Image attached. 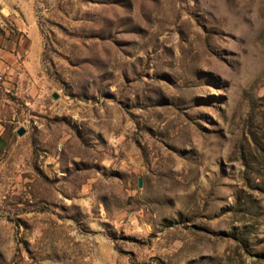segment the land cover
<instances>
[{"label": "rangeland", "instance_id": "374dc122", "mask_svg": "<svg viewBox=\"0 0 264 264\" xmlns=\"http://www.w3.org/2000/svg\"><path fill=\"white\" fill-rule=\"evenodd\" d=\"M9 1L0 264H264V0Z\"/></svg>", "mask_w": 264, "mask_h": 264}, {"label": "crops", "instance_id": "0c3cea01", "mask_svg": "<svg viewBox=\"0 0 264 264\" xmlns=\"http://www.w3.org/2000/svg\"><path fill=\"white\" fill-rule=\"evenodd\" d=\"M0 14L5 25L0 32V72L7 73L11 80L28 66L36 68L41 42L34 22L19 19L9 0H0ZM3 88L9 89L10 84L4 83Z\"/></svg>", "mask_w": 264, "mask_h": 264}, {"label": "water", "instance_id": "95a60500", "mask_svg": "<svg viewBox=\"0 0 264 264\" xmlns=\"http://www.w3.org/2000/svg\"><path fill=\"white\" fill-rule=\"evenodd\" d=\"M53 99H56V95H52ZM25 133V130L23 128H19L17 131H16V134L18 136H22L23 134ZM138 187H141V181L139 180L138 181Z\"/></svg>", "mask_w": 264, "mask_h": 264}, {"label": "built area", "instance_id": "2783aa9c", "mask_svg": "<svg viewBox=\"0 0 264 264\" xmlns=\"http://www.w3.org/2000/svg\"><path fill=\"white\" fill-rule=\"evenodd\" d=\"M0 30H5V25H4L1 14H0ZM0 79H1V77H0Z\"/></svg>", "mask_w": 264, "mask_h": 264}]
</instances>
